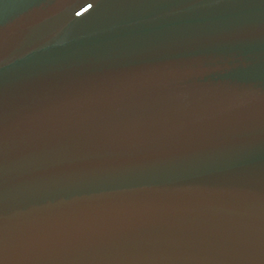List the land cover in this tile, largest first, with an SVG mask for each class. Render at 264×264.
<instances>
[{"label": "water", "instance_id": "water-1", "mask_svg": "<svg viewBox=\"0 0 264 264\" xmlns=\"http://www.w3.org/2000/svg\"><path fill=\"white\" fill-rule=\"evenodd\" d=\"M262 88L264 0H0L4 264H264Z\"/></svg>", "mask_w": 264, "mask_h": 264}, {"label": "snow or ice", "instance_id": "snow-or-ice-1", "mask_svg": "<svg viewBox=\"0 0 264 264\" xmlns=\"http://www.w3.org/2000/svg\"><path fill=\"white\" fill-rule=\"evenodd\" d=\"M240 59L243 61L242 57ZM244 66L249 67L248 64H244ZM261 97L262 100H264V88L261 89ZM3 119V113L0 112V183H2L3 179L5 156L8 150L4 139ZM260 128L264 130V117H262ZM261 140H264V134L261 135ZM140 160L146 161L147 159L140 158ZM45 170L50 171L40 179L48 184L61 188L83 185L89 181L100 179L105 175L98 165L79 161L57 164ZM260 193L261 197L264 198V186L261 187ZM6 214L3 202H0V264H4V260L9 252L14 246H17V241L5 230L4 219ZM76 251L77 250H66L55 255H50L47 260L71 261L78 258L74 255ZM23 264H32V262L26 261L23 262Z\"/></svg>", "mask_w": 264, "mask_h": 264}]
</instances>
